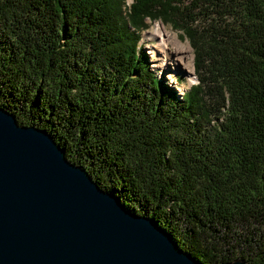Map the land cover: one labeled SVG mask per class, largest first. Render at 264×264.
<instances>
[{
  "label": "trees",
  "instance_id": "trees-1",
  "mask_svg": "<svg viewBox=\"0 0 264 264\" xmlns=\"http://www.w3.org/2000/svg\"><path fill=\"white\" fill-rule=\"evenodd\" d=\"M0 0V107L201 264H264V0ZM189 39L180 99L139 47Z\"/></svg>",
  "mask_w": 264,
  "mask_h": 264
},
{
  "label": "water",
  "instance_id": "water-1",
  "mask_svg": "<svg viewBox=\"0 0 264 264\" xmlns=\"http://www.w3.org/2000/svg\"><path fill=\"white\" fill-rule=\"evenodd\" d=\"M0 264L201 263L103 190L47 130L0 107Z\"/></svg>",
  "mask_w": 264,
  "mask_h": 264
},
{
  "label": "rangeland",
  "instance_id": "rangeland-1",
  "mask_svg": "<svg viewBox=\"0 0 264 264\" xmlns=\"http://www.w3.org/2000/svg\"><path fill=\"white\" fill-rule=\"evenodd\" d=\"M128 1H129V5H130L133 0H128ZM148 24H149V29H147V31L143 32L142 38L140 41V46H142L143 49L146 50V52L149 56L150 63H151V69H152L153 73L155 74V76L160 81V83H163L166 86H168L169 88L175 90L178 94L177 95L178 98L180 97V99H182V97H183L182 93H186L191 88V85H189V83H188L186 71H184V70H186L185 66H183L184 70H182V69L177 70L176 66H174L175 63L172 62L173 65H171V61H170L169 62L170 68L166 69L165 67H162L163 62L161 60H156V59L154 60V58H152V54H151L152 49L154 47L158 46V41L156 39L147 38V35L154 32L158 25H162L163 28L166 29L167 32H170V35H172L171 40H173L174 42H177L175 39L176 35H178L177 39L180 42L189 44L191 46L190 41L188 38L182 36L183 35L182 32L174 30L171 25L163 23L160 20L156 21V22H151L148 20ZM171 45H172V43H171ZM191 48H192V46H191ZM192 55L194 57L190 58V61L192 62V64L189 68L191 69V71H193V73L195 75L194 76L195 81L193 83V85H195V84H197L198 80L196 78L197 76H196V69H195V53H194L193 48H192ZM169 75L173 76V77H171V79H170Z\"/></svg>",
  "mask_w": 264,
  "mask_h": 264
},
{
  "label": "bare ground",
  "instance_id": "bare-ground-1",
  "mask_svg": "<svg viewBox=\"0 0 264 264\" xmlns=\"http://www.w3.org/2000/svg\"><path fill=\"white\" fill-rule=\"evenodd\" d=\"M147 38L149 39H156L158 41V46L154 47L151 51L152 58L154 60H161L163 62L162 67L170 68L169 62H174V66H176L178 69H183V66H185L184 71H186V75L188 78L189 85H193L194 83V73L189 68L192 64L190 61V58H193L192 55V48L189 44L180 42L177 38L178 35L175 36V39L177 42H174L171 40L172 35H170V32H167L166 29L163 28L162 25H158L156 30L152 32L151 34L147 35ZM172 43V45H171ZM173 47V48H172ZM173 49V50H172ZM193 60V59H192ZM175 71V70H174ZM171 77L173 76H170Z\"/></svg>",
  "mask_w": 264,
  "mask_h": 264
}]
</instances>
